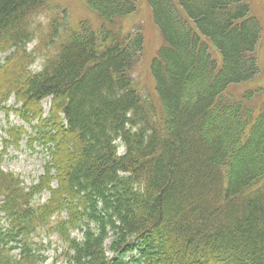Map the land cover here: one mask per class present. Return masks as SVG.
I'll return each mask as SVG.
<instances>
[{"label": "trees", "instance_id": "1", "mask_svg": "<svg viewBox=\"0 0 264 264\" xmlns=\"http://www.w3.org/2000/svg\"><path fill=\"white\" fill-rule=\"evenodd\" d=\"M46 2L0 0V109L14 94L31 124L27 109L52 97L33 126L45 175L25 192L0 168V264H38L39 228L60 236L65 264H264V88L239 91L260 74L250 0H147L162 37L149 66L160 121L134 78L143 29L122 27L139 0H85L97 29L53 19L47 34L32 20Z\"/></svg>", "mask_w": 264, "mask_h": 264}, {"label": "rangeland", "instance_id": "2", "mask_svg": "<svg viewBox=\"0 0 264 264\" xmlns=\"http://www.w3.org/2000/svg\"><path fill=\"white\" fill-rule=\"evenodd\" d=\"M253 12L257 16L262 25V36L258 46L257 55L260 62V74L257 79L251 82L249 85H243L239 88L242 92L247 88H264V0H250ZM53 19H62L66 21L68 27L75 29L78 27L81 20H92L94 27L97 29L99 21L96 15L89 9L85 0H47L37 11L35 16H32V20L40 23L47 33L50 32L49 24ZM122 27L124 31L134 30L137 27H142L145 34V59L138 65L134 73L135 83L139 88L140 94L143 96L144 101H147L148 108L153 114L155 120L160 121L161 117V105L156 95L155 83L151 76L149 66L152 58L157 54L159 47L162 44V37L159 30L154 25L152 19V12L147 4V0H139L138 10L125 18ZM69 29V28H68ZM38 40H34L30 45V51L38 50L43 52L45 46L41 40L40 33H38ZM40 39V40H39ZM6 54H0V68L5 65ZM45 58L41 55L36 56L35 60L29 65V70L36 73L43 69ZM1 76V74H0ZM261 98V97H260ZM260 98L255 100L259 103ZM24 100H20V103H16L15 96H12L8 104L10 110H0V163L4 170L11 171L18 175L24 182L25 186H31L36 184L41 174H43V165L49 160L46 152L42 150L40 145L33 144L32 139H28L27 135H32L34 138V128L31 124L26 123L17 113L14 112L19 107L22 109L25 107ZM19 102V101H18ZM51 98L43 99L41 102H36L30 106L27 110L32 112L31 118H37L41 113L47 115L51 107ZM7 113V114H6ZM59 116V114H58ZM63 114L60 113V118ZM37 122V121H34ZM37 123H34V125ZM18 128L25 134L21 135V141L19 144H11L12 140L15 141L18 135L12 137L11 129ZM20 136V137H21ZM54 184H56L54 182ZM49 196L48 192L42 193L37 197L36 202H43ZM3 201L0 195V205ZM2 214L0 213V217ZM109 243V242H108ZM107 243V244H108ZM47 264H52L51 260ZM54 264V263H53ZM62 264V263H58Z\"/></svg>", "mask_w": 264, "mask_h": 264}]
</instances>
